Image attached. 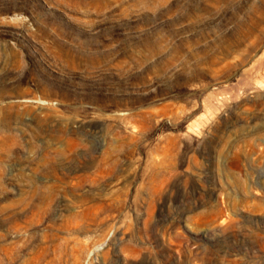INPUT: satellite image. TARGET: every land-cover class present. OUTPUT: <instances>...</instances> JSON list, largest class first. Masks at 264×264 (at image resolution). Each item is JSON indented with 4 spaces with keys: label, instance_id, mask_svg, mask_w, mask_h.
Instances as JSON below:
<instances>
[{
    "label": "rangeland",
    "instance_id": "obj_1",
    "mask_svg": "<svg viewBox=\"0 0 264 264\" xmlns=\"http://www.w3.org/2000/svg\"><path fill=\"white\" fill-rule=\"evenodd\" d=\"M0 264H264V0H0Z\"/></svg>",
    "mask_w": 264,
    "mask_h": 264
}]
</instances>
